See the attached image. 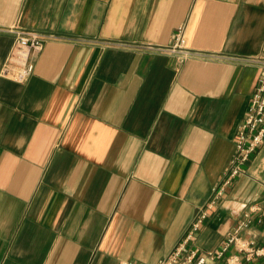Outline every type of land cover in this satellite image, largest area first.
Returning a JSON list of instances; mask_svg holds the SVG:
<instances>
[{
	"label": "crops",
	"instance_id": "crops-1",
	"mask_svg": "<svg viewBox=\"0 0 264 264\" xmlns=\"http://www.w3.org/2000/svg\"><path fill=\"white\" fill-rule=\"evenodd\" d=\"M181 25L192 49L264 50V0H0V72L10 29L52 35L25 83L0 75V264H158L184 240L258 70L139 49ZM263 198L264 143L187 248L219 250Z\"/></svg>",
	"mask_w": 264,
	"mask_h": 264
},
{
	"label": "built area",
	"instance_id": "built-area-1",
	"mask_svg": "<svg viewBox=\"0 0 264 264\" xmlns=\"http://www.w3.org/2000/svg\"><path fill=\"white\" fill-rule=\"evenodd\" d=\"M9 31L14 37L13 48L1 68L0 75L16 83H25L34 72L35 58L42 52L45 42L51 39L52 35L17 28ZM110 45L124 46L118 43ZM139 49L151 54L170 56L178 64L190 60L227 61L254 67L258 70L255 88L249 97L243 119L235 132L234 154L224 180L212 190V196L207 205L197 212L184 240L158 264H250L254 258H261V264H264V244L257 246L254 240L242 237V233L248 231L252 225H259L264 229V198L261 203L250 207L249 215L233 229L219 250L201 253L196 249L187 248V243L193 239L194 233L203 226L208 218V211L216 206L232 181L245 174V166L255 157L264 143V50L254 56L239 57L192 49L187 46L185 25L176 29L172 45L166 47L142 45ZM121 264L139 263L124 262Z\"/></svg>",
	"mask_w": 264,
	"mask_h": 264
}]
</instances>
